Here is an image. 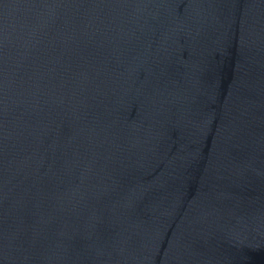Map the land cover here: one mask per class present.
Here are the masks:
<instances>
[{"label":"water","instance_id":"obj_1","mask_svg":"<svg viewBox=\"0 0 264 264\" xmlns=\"http://www.w3.org/2000/svg\"><path fill=\"white\" fill-rule=\"evenodd\" d=\"M0 264H264V0H0Z\"/></svg>","mask_w":264,"mask_h":264}]
</instances>
